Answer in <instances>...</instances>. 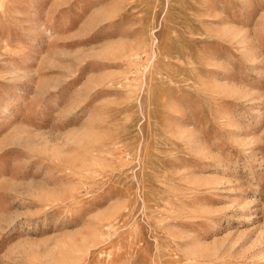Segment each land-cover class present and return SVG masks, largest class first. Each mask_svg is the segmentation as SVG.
<instances>
[{"label": "rangeland", "instance_id": "obj_1", "mask_svg": "<svg viewBox=\"0 0 264 264\" xmlns=\"http://www.w3.org/2000/svg\"><path fill=\"white\" fill-rule=\"evenodd\" d=\"M0 264H264V0H0Z\"/></svg>", "mask_w": 264, "mask_h": 264}]
</instances>
